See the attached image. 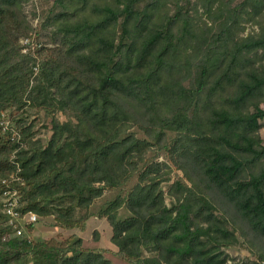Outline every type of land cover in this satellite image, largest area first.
<instances>
[{"label":"trees","instance_id":"1","mask_svg":"<svg viewBox=\"0 0 264 264\" xmlns=\"http://www.w3.org/2000/svg\"><path fill=\"white\" fill-rule=\"evenodd\" d=\"M27 1L0 0V119L36 109L51 135L32 122L18 142L0 126V194L18 162L20 211L85 230L95 200L136 178L98 213L123 260L262 264L264 0H55L35 30ZM6 222L0 209V264H111L82 238L8 239Z\"/></svg>","mask_w":264,"mask_h":264},{"label":"rangeland","instance_id":"2","mask_svg":"<svg viewBox=\"0 0 264 264\" xmlns=\"http://www.w3.org/2000/svg\"><path fill=\"white\" fill-rule=\"evenodd\" d=\"M55 0H28L23 4V12L26 15L27 21L30 23L31 27L35 30L37 26L45 20V16L52 9ZM204 20L206 17L203 18ZM245 34L251 33L257 30V26L252 23L245 24ZM54 27L42 30L38 39H36V33L33 32L28 38H22L21 44L25 47L26 51L29 48L34 51L41 47V45L47 42L46 35ZM48 46H52L49 44ZM25 51V52H26ZM17 110L11 108L7 111V117L10 118L11 125L15 126L17 129L21 128L23 124H31L35 122V133L36 138L45 141L51 135V117L46 115L44 112H39L36 109H31L27 116H24L20 123H17L15 118ZM55 118L59 121H65L67 116L63 113L56 114ZM12 119V120H11ZM261 137L264 139V128L261 130ZM159 161L167 162L171 166L173 174L181 175V172L176 169V167L171 163V161L166 160L164 156L158 157ZM136 182V178H133L127 186L123 188L109 189L104 192L102 197L95 200L91 207L87 210L89 214V219L86 222L85 230L80 228L65 229L58 228L54 225L53 217L39 218L37 216V221L35 223H28L26 220L22 221L20 225L23 230V239L29 240H47L52 237L59 240L68 239L71 237L82 238L83 243L86 247L94 248L101 251L104 256L110 260L111 264H130L123 260L118 254L117 247L112 243V229L106 218L99 217V211L104 206L107 201H110L117 197L118 195L126 196L129 190L133 187ZM165 190L168 189V185L163 186ZM167 203H171V198L167 196ZM1 209V208H0ZM78 212L77 216H80ZM130 216V213L126 208H122L119 213V217L126 218ZM7 225V224H6ZM9 235V234H8ZM11 237L14 236V232L10 231ZM228 253L231 259H235L236 262L243 261L246 259H252L249 252L244 248H232L228 249Z\"/></svg>","mask_w":264,"mask_h":264},{"label":"built area","instance_id":"3","mask_svg":"<svg viewBox=\"0 0 264 264\" xmlns=\"http://www.w3.org/2000/svg\"><path fill=\"white\" fill-rule=\"evenodd\" d=\"M26 50L24 49L23 52ZM7 111H4L1 114L0 126L2 132L8 134L11 137V140L21 141L22 135L20 129H17L15 126L11 125L10 118L7 117ZM12 120V119H11ZM14 159V155H13ZM16 172L11 174L7 178L1 180L2 192L0 194V208L2 213L7 217V226L10 231L14 232V236L23 237V230L20 223L24 220L28 223H35L37 221V215L32 212L22 213L20 208L23 204V193L17 183L23 185L22 178L18 175L21 171V167L18 162H15ZM26 188L24 189V191ZM8 239L11 238L10 234L7 235ZM29 240V239H28ZM264 264V262H262Z\"/></svg>","mask_w":264,"mask_h":264}]
</instances>
